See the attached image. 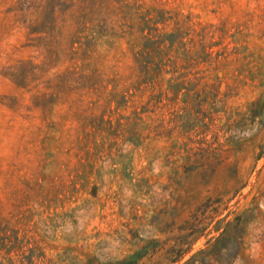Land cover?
Masks as SVG:
<instances>
[{
  "label": "rangeland",
  "instance_id": "374dc122",
  "mask_svg": "<svg viewBox=\"0 0 264 264\" xmlns=\"http://www.w3.org/2000/svg\"><path fill=\"white\" fill-rule=\"evenodd\" d=\"M118 1L166 18L145 29L153 38L180 27L191 51L204 33L211 57L197 69L207 99L194 109L184 90L168 87L174 66L184 64L171 51L154 83L138 84L125 107L105 92L87 93L80 104L69 92V64L39 50L51 0L39 11V0H0V242L17 236L21 248L11 257L33 249V264H100L152 239L173 244L178 230L167 223L210 197L222 202L220 214L176 264H264V68L257 74L264 0H104V7ZM104 17L111 26L135 23ZM120 41L95 50L106 74H129ZM30 60L35 80L23 84L14 73ZM114 85L130 84H96ZM102 115L111 134L97 129ZM207 149L217 161L202 157Z\"/></svg>",
  "mask_w": 264,
  "mask_h": 264
},
{
  "label": "trees",
  "instance_id": "16d2710c",
  "mask_svg": "<svg viewBox=\"0 0 264 264\" xmlns=\"http://www.w3.org/2000/svg\"><path fill=\"white\" fill-rule=\"evenodd\" d=\"M26 1L28 0H23V2ZM39 1L40 5L36 6L37 11L41 10L44 3V0ZM51 2H57V4L51 3L48 14L51 15L52 20L43 26L44 29H48L47 33L49 34L41 39L45 42L39 50L41 53L54 56L55 63L66 62L69 64L66 72L71 84L69 92L77 94L76 101L78 103L81 104L86 101L84 95L87 93L96 95L99 99L101 94L105 92L106 100L110 102L116 100L117 107H125L127 96L133 95V90H138V84L154 83L156 74L160 73L163 65H166L165 57L171 51L175 52V59H182L184 64L180 65L182 71L177 69L179 67L174 66L175 69L173 70L177 74L167 79L168 87L175 92L184 90L186 103L194 109L206 101V96L201 98L202 94L205 93V88L198 89L201 70L197 69L199 64L209 63L211 57V52L207 50L208 46L205 42L204 33L201 34L198 42L193 44L194 48L189 51L182 40L185 35H188V32L180 27L176 31L165 36L160 35L158 38L145 34V29H152L153 27L149 26L150 23L157 24L159 21L164 22L166 20L159 14V11L149 10L142 13L139 11V7L124 1H118L117 4L120 5L113 8L109 5L104 7V0H51ZM153 12L155 14H152ZM111 14L119 16L123 21L130 19L135 23L111 26L108 18L104 17ZM70 25L74 26V30L71 32L66 30ZM106 35L115 38H104ZM123 38L126 39L127 49L121 50V56L123 59L130 60V64L126 66L129 69V74L122 75L118 71L106 74L103 70H99V61L97 60L99 56L94 55L95 50L103 45L110 49L112 46L119 45L120 39ZM165 41L168 45L163 48L161 46L164 45ZM175 44H177V48L174 49ZM166 59L171 60L169 57ZM28 64L32 65L30 73L26 70ZM37 67L38 65H34L31 60L22 62L14 75L16 78L21 77L23 84H29L35 80ZM263 68L264 61L258 67V75L262 74ZM255 78L256 76H252L251 79L255 80ZM96 84L130 85L123 89L114 85L108 89L107 87H98ZM259 84H264V77L261 78ZM90 103L95 102L91 101ZM119 126V119H117V127ZM97 129L111 134L114 126L111 120L102 115ZM214 150L207 149L202 157L206 161H217L220 154L214 153ZM210 199L207 197L206 200L201 201L182 221L172 220L167 223V226H171V231L178 230V235L173 244L152 239L131 250L122 258H107L105 262L100 264H144L145 262H149V264H176L190 250L194 242L206 234L210 224L220 214L222 202L215 200L213 204H210ZM214 203L217 204L214 206ZM120 232L122 234L117 238L116 241L118 242H121V237L126 239L125 232L123 230ZM131 236L136 237L137 235L131 232ZM16 245L21 248V242L17 236H15L14 241L10 240L8 244L5 243V240L0 242V252L5 250V254H7V258L0 259V264H19L18 262L23 264V260L26 261L25 264H33L37 257L33 249H29L28 254H22L21 257H11ZM180 264H184V262Z\"/></svg>",
  "mask_w": 264,
  "mask_h": 264
}]
</instances>
